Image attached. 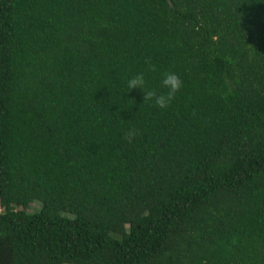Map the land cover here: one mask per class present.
I'll list each match as a JSON object with an SVG mask.
<instances>
[{
  "label": "trees",
  "instance_id": "1",
  "mask_svg": "<svg viewBox=\"0 0 264 264\" xmlns=\"http://www.w3.org/2000/svg\"><path fill=\"white\" fill-rule=\"evenodd\" d=\"M0 208V264H264V0H0Z\"/></svg>",
  "mask_w": 264,
  "mask_h": 264
},
{
  "label": "clouds",
  "instance_id": "2",
  "mask_svg": "<svg viewBox=\"0 0 264 264\" xmlns=\"http://www.w3.org/2000/svg\"><path fill=\"white\" fill-rule=\"evenodd\" d=\"M144 64L146 65L144 71L134 74L127 80L128 90L139 88L144 93L143 102H149L161 110L167 109L175 99L176 93L182 88L183 81L177 73L164 71L161 76L160 86L166 89V91L158 92L154 88L146 89L145 74L155 73L158 71V68L152 62L151 57L145 58ZM140 134V130L133 126L123 133V138L129 143H132Z\"/></svg>",
  "mask_w": 264,
  "mask_h": 264
},
{
  "label": "rangeland",
  "instance_id": "3",
  "mask_svg": "<svg viewBox=\"0 0 264 264\" xmlns=\"http://www.w3.org/2000/svg\"><path fill=\"white\" fill-rule=\"evenodd\" d=\"M35 206V204L31 203L29 208H27L29 211ZM1 211V208H0ZM63 264H70V263H63Z\"/></svg>",
  "mask_w": 264,
  "mask_h": 264
}]
</instances>
